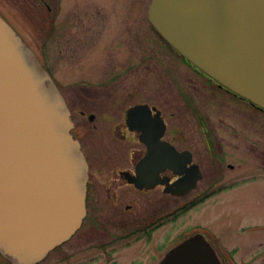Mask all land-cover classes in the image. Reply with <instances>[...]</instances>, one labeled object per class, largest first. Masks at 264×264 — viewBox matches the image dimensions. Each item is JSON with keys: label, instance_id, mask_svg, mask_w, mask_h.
I'll list each match as a JSON object with an SVG mask.
<instances>
[{"label": "water", "instance_id": "water-1", "mask_svg": "<svg viewBox=\"0 0 264 264\" xmlns=\"http://www.w3.org/2000/svg\"><path fill=\"white\" fill-rule=\"evenodd\" d=\"M148 18L194 66L264 109V0H152ZM72 128L60 92L0 16V254L13 264L40 262L85 216L87 164ZM212 261L195 237L161 264Z\"/></svg>", "mask_w": 264, "mask_h": 264}, {"label": "flooded vegetation", "instance_id": "flooded-vegetation-1", "mask_svg": "<svg viewBox=\"0 0 264 264\" xmlns=\"http://www.w3.org/2000/svg\"><path fill=\"white\" fill-rule=\"evenodd\" d=\"M33 2L38 9L44 7L53 12L48 0ZM146 19L153 44L160 45L166 55L173 56L224 102L231 106L240 105L243 110L251 108L264 119V112L252 108L188 66L154 33ZM50 20L53 23V19ZM75 84L68 86L73 88ZM83 86H86L83 98L91 105L86 111L76 110L69 102L76 97L74 94L70 93L69 100L65 96L64 99L71 113L73 132L88 165L86 216L73 237L38 264H47L51 258L52 264H92L100 259L103 264H161L173 248L194 236L205 240L220 264H258L264 261V250L248 262L237 260L236 255L242 246L234 250L222 248L218 237L207 225L188 222L192 212L217 202L222 192L243 180L225 176L227 173L221 171L226 154L223 150L215 151L217 142L212 125L206 115L204 117L197 111V103L192 99L187 101L189 113L179 108V112L168 114V107L147 101L134 102L123 109L121 96L106 97L110 101L104 102L97 98L93 83L85 82ZM106 104H109L107 110ZM137 106L145 108L129 118L128 112ZM76 116L83 120L82 132L78 130L80 122ZM187 128L194 136L179 140L182 145H188L186 148L171 134L186 132ZM90 135L95 138L87 140ZM202 145L208 157L205 166ZM227 167L233 170L231 164ZM259 170L264 172V167ZM171 226L181 229L174 240L168 233ZM138 244L142 246L140 256L126 262L119 260L120 253L126 251L124 249ZM0 264L12 263L0 258Z\"/></svg>", "mask_w": 264, "mask_h": 264}, {"label": "rangeland", "instance_id": "rangeland-1", "mask_svg": "<svg viewBox=\"0 0 264 264\" xmlns=\"http://www.w3.org/2000/svg\"><path fill=\"white\" fill-rule=\"evenodd\" d=\"M48 2L53 12L44 15L33 0H0V14L22 37L29 51L47 63L55 81L66 84L62 86L64 96L68 100L70 93L76 96L69 102L76 110L89 108L90 104L83 98L85 82L95 85L101 101L109 102L106 97L121 96L123 109L134 102L147 101L168 107V114L180 109L189 113L186 105L192 99L197 103V111L210 120L217 142L215 151L223 150L226 154L221 171L227 173L225 176L243 180L222 192L217 202L192 212L188 222L207 225L222 248L234 250L242 246L237 260L248 262L264 250V231L248 230L264 225V172L259 170L264 167V119L249 109L243 110L239 104L231 106L224 102L173 56L166 55L160 45L153 44L146 22L151 0ZM44 17L53 19V23H46ZM74 82L75 87L68 86ZM76 118L80 122L78 130L82 132L83 120ZM171 135L180 145L179 140L194 136L189 128ZM94 138L90 135L87 140ZM182 147L188 145L183 143ZM204 148L202 145L205 166L208 157ZM179 231L171 226L168 231L171 240ZM141 248L138 244L124 249L119 260L126 262L140 256ZM51 259L47 264H52ZM102 262L100 259L92 264Z\"/></svg>", "mask_w": 264, "mask_h": 264}]
</instances>
